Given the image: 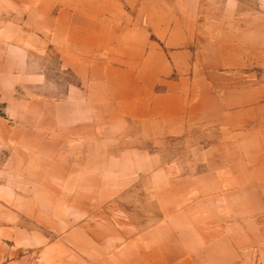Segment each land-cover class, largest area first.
<instances>
[{
    "label": "rangeland",
    "instance_id": "rangeland-1",
    "mask_svg": "<svg viewBox=\"0 0 264 264\" xmlns=\"http://www.w3.org/2000/svg\"><path fill=\"white\" fill-rule=\"evenodd\" d=\"M50 3L0 0V31L25 39ZM32 48L0 49V264H264V116L232 94L264 93V37L245 76L190 70L172 125L165 86L96 102L45 36Z\"/></svg>",
    "mask_w": 264,
    "mask_h": 264
},
{
    "label": "crops",
    "instance_id": "crops-1",
    "mask_svg": "<svg viewBox=\"0 0 264 264\" xmlns=\"http://www.w3.org/2000/svg\"><path fill=\"white\" fill-rule=\"evenodd\" d=\"M51 1L45 19L21 32L25 39L0 31V49L21 55L45 36L61 52L63 65L77 69L80 82L94 88L96 102L109 100L107 94L123 85L148 93V86H165L151 101H157L168 125L178 120V92L184 91L178 86L189 83L190 70L191 77L198 68L245 76L240 70L263 66L264 0H254L253 9L245 11L237 0ZM123 6L132 13H124ZM168 71L176 74L174 79L167 78ZM242 79L243 87L232 92L238 96L239 116H246L254 101L249 109L263 117V80L255 77L252 99L247 78ZM149 100L133 106L153 111Z\"/></svg>",
    "mask_w": 264,
    "mask_h": 264
}]
</instances>
